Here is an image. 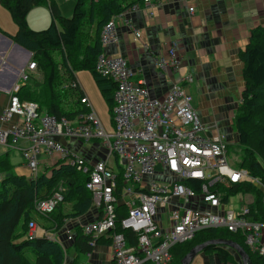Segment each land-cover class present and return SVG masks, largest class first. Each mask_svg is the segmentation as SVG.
<instances>
[{"label":"built area","instance_id":"1","mask_svg":"<svg viewBox=\"0 0 264 264\" xmlns=\"http://www.w3.org/2000/svg\"><path fill=\"white\" fill-rule=\"evenodd\" d=\"M149 3L150 0H143L112 16L100 30L102 48L117 43L120 26L140 38L132 15L146 13L141 5ZM178 50V42H172L167 57L155 59L157 68L163 72L179 69ZM94 69L115 84L112 132L104 130L87 96L80 99L85 112L73 119L56 118L40 113L37 103L20 100V86L16 84L7 91L9 102L0 113V146L20 150L31 179L39 175L41 153H56L61 162L87 175L85 186L95 218L79 227L90 236L93 246L101 237L109 239L111 264H170L175 245L188 242L207 229L241 235L248 250L264 261V181L228 161L224 133H217L215 138L203 135L192 97L181 82L172 84L162 99H156L149 95L142 80L134 78V68L122 55L102 51ZM35 70V62L28 61L19 74L20 80L27 82ZM191 80L190 75L180 79ZM72 86L82 91L78 82ZM56 138L75 143L97 142L103 149L92 146L93 150L105 151V156L86 159ZM166 176L170 178L167 183L145 179ZM195 182L199 185L195 186ZM244 184L260 191V209L254 191L241 188L233 194L227 192L233 185ZM62 193L63 188H58L46 199H35L34 211L41 216L51 214L63 200ZM237 194L244 198L231 209L229 199ZM118 203L126 208L121 218L116 210ZM118 228L136 234L135 245H130ZM68 230L66 239L72 243L73 232ZM25 238L49 239L57 242L64 253L67 249L57 240L55 231H48L33 220L27 224Z\"/></svg>","mask_w":264,"mask_h":264},{"label":"trees","instance_id":"2","mask_svg":"<svg viewBox=\"0 0 264 264\" xmlns=\"http://www.w3.org/2000/svg\"><path fill=\"white\" fill-rule=\"evenodd\" d=\"M90 1L89 3L88 0H76L72 15L64 17L59 11L56 0H0L1 5L9 12L17 26L14 35H6L31 52V60L36 64L35 72L30 74V78L35 83L30 84L29 80L23 83L17 96L22 101L37 103L41 100L46 107L45 113L56 118L73 119L86 111L80 103L83 97L82 91L72 86L74 82H77L75 72L79 70L91 72L111 112L115 84L99 76L94 69L96 59L103 51L99 39L100 30L112 16L143 0ZM42 4L48 7L51 21L45 29L33 30L28 26L27 14L34 6ZM90 23L96 25L94 35H90L87 30L88 26H92ZM54 53H58V60L54 57ZM238 59L241 63L243 88L240 92V103L233 118V129L237 134V145L246 148L250 145V126L255 123L254 127L262 137L257 144L255 143L262 162L249 152L236 161V165L247 169L252 176L260 177L264 181V119L262 118L264 110L258 116V120L255 119L254 113L259 103L258 99L264 92V26H256L250 30L249 41L245 48L238 52ZM73 94L75 96H73L72 109L67 110L66 106ZM66 95L69 98H66ZM38 107L39 112L42 113L41 106L38 105ZM86 181L87 175L63 162L54 164L49 174L42 173L30 180L14 172V165L8 152L0 154V264H27L23 257L27 254L34 256L33 264H62L64 251L57 242L45 238L32 240L25 238L30 212L33 210L35 199L48 198L53 190L61 185L63 200L57 204L51 214L42 216L53 226L50 229L47 228L48 231H58L68 221L67 217L79 218L91 207V196L86 189ZM194 184L199 185L198 182ZM241 188L255 192L256 205L260 209L261 193L249 184L241 187L233 185L227 192L233 194ZM64 203L69 204L70 209H63ZM116 210L119 218L126 213V208L121 203L116 205ZM261 218L264 219V215ZM21 220L23 221L19 227ZM74 229L72 246L77 255L90 252L93 248L90 236L83 234L79 226ZM118 231L126 236L130 245H135L136 234L126 229L118 228ZM219 238L231 239L241 245L248 253L250 264H264L257 254L248 250L241 235L222 229L203 230L192 240L174 246L171 249L170 264H179L180 259L193 246L206 240ZM99 243L109 244V239L101 237L95 245ZM231 251L224 246H212L201 253H213L220 264H229L233 258L231 255L233 251L232 253Z\"/></svg>","mask_w":264,"mask_h":264},{"label":"crops","instance_id":"3","mask_svg":"<svg viewBox=\"0 0 264 264\" xmlns=\"http://www.w3.org/2000/svg\"><path fill=\"white\" fill-rule=\"evenodd\" d=\"M141 6L145 7L146 13L132 15L133 27L140 31V38L120 26L117 43L104 47L103 52L124 56L135 70L134 78L144 82L152 98L162 99L172 84L181 82L184 91L192 97V106L203 124V135L215 138L217 133H224L228 143L237 144L233 118L243 88L238 52L248 43L250 30L264 26V0H150L149 5ZM190 7H193L192 11H189ZM37 13L46 15L45 11ZM26 19L31 29L41 28V19L34 10L28 12ZM16 31V24L0 3V113L9 102L7 91L16 84H23L19 74L30 56L28 50L7 36ZM172 42H178L181 66L160 71L155 59L167 57ZM182 75H190L191 82L180 81ZM82 93L87 96L83 89ZM56 139L68 145L64 139ZM14 150L20 153V150ZM5 152L10 150L0 146V154ZM81 153L86 159L94 158L87 152ZM100 153V157L105 156L102 151ZM20 161V165L14 166V172L29 178V171ZM94 218L95 210L91 205L84 215L67 221L55 231L57 240L67 248L62 264H111L108 244L93 246L90 256L87 253L77 255L72 243L66 239L65 230L74 232L75 227ZM37 224L48 228L44 220ZM80 256L86 260L81 261Z\"/></svg>","mask_w":264,"mask_h":264},{"label":"rangeland","instance_id":"4","mask_svg":"<svg viewBox=\"0 0 264 264\" xmlns=\"http://www.w3.org/2000/svg\"><path fill=\"white\" fill-rule=\"evenodd\" d=\"M92 1L96 2L97 0H92ZM75 2H76V0H70L69 2H66L64 0H56V4H57V6L59 8V11H60L61 15L64 16V17H70L72 15ZM88 2L90 3L91 1L88 0ZM32 10H34V12H36L37 18L41 19V22H39V26L41 28H39V29L33 28V29H35V30H43L46 27H48V25L50 23V15H49L50 13H49V10L46 7V5L42 4V5L34 6L32 8ZM44 11L46 12L45 17H44L43 13L42 14L37 13V12H44ZM90 24L92 25V23H90ZM30 28H32V27H30ZM95 28H96V25H92V26H88L87 27V30L89 31L90 35H94ZM19 46H21V45H19ZM22 48H24V47H22ZM31 57H32V53L30 52V56H29V60L28 61L31 60ZM54 57L58 60L59 59L58 53H54ZM75 77L78 80V82H79L80 86L82 87V89L84 90V92L86 93V95L88 96V98L90 100V103H91V105L93 107V110L96 113V115L98 116V118H99V120H100V122H101V124H102V126L104 128V130L106 132H112L114 128H113V123H112V119H111V112H110L109 107L106 104L103 96L101 95V93H100V91H99V89H98V87L96 85V82H95L91 72L87 71V70H79V71L75 72ZM36 78L39 79V77H37V76H36ZM28 82L30 84L35 83V82H33V79H31V78L29 79ZM66 88L67 87H65L64 89H66ZM73 96H75V94H73L71 96L69 104H68V106H66L67 110H71L72 109V105H73V102H74L73 101ZM65 97L69 98L68 95H66ZM263 97H264V92L260 96V98L258 99L259 100L258 101L259 102L258 106L254 110L255 119H257V120H258V116L261 115L263 110H264V99H263ZM37 104L41 106L42 112L45 113L46 112V110H45L46 107H45L44 103L41 102V100H40L39 102H37ZM262 116H263L262 118L264 119V114ZM259 122H260V120H259ZM254 126H255V123H253V125L251 124V126H250V130H251L250 145L247 146L246 148L239 147L235 143H228V145H227V156H228V161L232 165H235L236 161L241 159V157L243 155H247L249 152L250 153L252 152V154L255 156V158L257 160L259 159V161L262 162L260 160V158L258 156V153H257V150L255 148V143L257 144L258 141L262 137L259 136V131L257 129H255ZM258 126H260L259 123H258ZM68 146L75 153H78V154H80L82 156H84V155L81 152H85V153L87 152V153L91 154L93 157H96L97 159L101 155L100 151L96 150L97 148L94 149V150L92 149V146L93 147L100 146V148H102L101 145L99 143H97V142L83 143L81 141H78L75 144H72V143L68 142ZM104 153H105V151H104ZM9 158H10V160H11V162H12V164L14 166H18V165L21 164V161H20V160H22L21 155H20L19 152L15 151L14 149L10 150ZM59 158H60V156L58 154H56V153L55 154H51V155H47V154L41 153L38 156V159H39V166H38V169H37L38 174H42V173L49 174L51 167L54 164H56L57 162H61L59 160ZM22 163H23V161H22ZM27 179L31 180V178H27ZM145 179H146V181H154V182H158V183H167V182L170 181V178H168L167 176L165 178L154 177V178H151V179H148V177H146ZM58 188H62V186L58 185V187L55 188L53 191L57 190ZM247 197L248 196H245V198H247ZM242 198H244V197L241 194H237V195H234V196L230 197L228 207L231 208V209L234 208L236 206V204L241 203V199ZM62 206H63V209H65V210L70 209V205L69 204L64 203ZM30 215L31 216H30L29 221L33 220V221H35L37 223V222H42L44 220L43 219L44 217H42L41 215L37 214L34 211V209L32 210V212H30ZM73 216L74 215H72V217ZM68 218L71 220V217H67V219ZM69 219H68V221H69ZM22 221L23 220L20 221V224L18 225L19 227L21 226ZM45 222H48V221H45ZM52 227L53 226L48 222V228L50 229ZM18 230H19V228L17 229V231ZM232 251H231V253H232ZM231 255L233 256V258L231 259V262L229 264H240V259H239L238 255L234 251H233V253ZM23 257L26 259L27 264H33L34 256L32 254H27V255H24ZM80 260L81 261H85L86 259L84 258V256H80ZM191 264H220V263L218 262V260L216 258V255L213 254V253H199L194 258V260L192 261Z\"/></svg>","mask_w":264,"mask_h":264},{"label":"water","instance_id":"5","mask_svg":"<svg viewBox=\"0 0 264 264\" xmlns=\"http://www.w3.org/2000/svg\"><path fill=\"white\" fill-rule=\"evenodd\" d=\"M212 246H224L233 250L239 257L241 264H250L249 256L246 250L237 242L231 239H210L201 242L192 248L180 259L179 264H191L194 258L204 249Z\"/></svg>","mask_w":264,"mask_h":264},{"label":"clouds","instance_id":"6","mask_svg":"<svg viewBox=\"0 0 264 264\" xmlns=\"http://www.w3.org/2000/svg\"><path fill=\"white\" fill-rule=\"evenodd\" d=\"M40 226V225H39ZM45 229V228H44ZM47 230V229H46Z\"/></svg>","mask_w":264,"mask_h":264}]
</instances>
